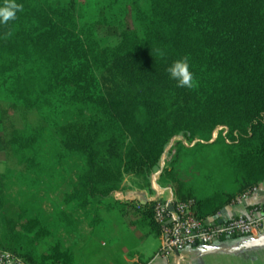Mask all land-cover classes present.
Segmentation results:
<instances>
[{"label": "trees", "instance_id": "obj_1", "mask_svg": "<svg viewBox=\"0 0 264 264\" xmlns=\"http://www.w3.org/2000/svg\"><path fill=\"white\" fill-rule=\"evenodd\" d=\"M16 3L22 11L0 23V125L7 157L22 172L36 173L45 138L60 160L80 155L64 201L84 208L118 191L126 175L149 180L170 142L183 137L202 143L179 154L216 148L232 172L229 189L200 197L175 171L177 160L164 169L177 198L195 201L197 218H215L264 182V0ZM104 28L118 34L116 44H103ZM184 56L193 88L178 87L166 71ZM219 129L227 133L213 141ZM4 178L0 249L28 264H71L59 242L40 252L52 226L9 199ZM10 204L17 218L6 212ZM153 207L140 206L158 229Z\"/></svg>", "mask_w": 264, "mask_h": 264}, {"label": "crops", "instance_id": "obj_2", "mask_svg": "<svg viewBox=\"0 0 264 264\" xmlns=\"http://www.w3.org/2000/svg\"><path fill=\"white\" fill-rule=\"evenodd\" d=\"M244 193L236 195L215 218L245 214L249 207L264 204V182L246 199L242 198ZM171 197L177 198L171 184L161 176L152 174L146 181L142 177L126 175L120 190L110 196L118 207L116 231L113 230L112 236H91L84 212L87 207L73 204L69 210L65 206L59 209L64 211L63 222L57 212L64 228L62 236L51 240L52 232L41 242L39 250L46 252L59 242L63 249L72 253L71 264H264V239L256 247H248L249 238L224 239L215 244L221 252L203 255L199 250L201 245H193L165 256L163 237L145 219L140 206ZM6 212L17 218L13 204L6 207Z\"/></svg>", "mask_w": 264, "mask_h": 264}, {"label": "rangeland", "instance_id": "obj_3", "mask_svg": "<svg viewBox=\"0 0 264 264\" xmlns=\"http://www.w3.org/2000/svg\"><path fill=\"white\" fill-rule=\"evenodd\" d=\"M99 35L105 45H114L118 41V34L107 28L102 29ZM221 130L214 134L213 141L221 132L226 135L227 131ZM200 142L202 143L198 139L189 141L183 137L173 139L166 149L160 169L154 174L161 176L164 169L172 168L174 160H177L174 165L175 171L183 181L195 189L198 196H209L217 190L229 189L232 172L219 156L216 148L205 147L196 153L194 150V154L192 152L186 155L183 151L179 154L182 146L192 150ZM40 151L42 153L38 157L39 167L36 168V173L22 172L18 161L7 157L0 125V174L5 176V190L8 198L17 203L26 204L31 210V216H39L42 221L52 226L53 235L50 239H58L64 231L58 220L62 214L59 209L65 206L66 210H69L74 204V202L65 203L64 199L76 185L83 160L78 154L60 160L58 151L50 147L46 138ZM110 196L93 199L84 211L87 214L86 225L89 227L91 236H112L113 230L116 231L118 207Z\"/></svg>", "mask_w": 264, "mask_h": 264}, {"label": "built area", "instance_id": "obj_4", "mask_svg": "<svg viewBox=\"0 0 264 264\" xmlns=\"http://www.w3.org/2000/svg\"><path fill=\"white\" fill-rule=\"evenodd\" d=\"M256 191L257 187H252L242 198L246 199ZM194 206V200L182 201L176 197L154 202L153 221L163 237L165 256L193 245L212 246L224 239H259L264 236V204L249 207L245 214L207 220L196 217ZM0 264L28 263L0 249Z\"/></svg>", "mask_w": 264, "mask_h": 264}, {"label": "clouds", "instance_id": "obj_5", "mask_svg": "<svg viewBox=\"0 0 264 264\" xmlns=\"http://www.w3.org/2000/svg\"><path fill=\"white\" fill-rule=\"evenodd\" d=\"M23 6L16 0H4L0 6V23L7 24L9 20L15 19L17 11H22ZM170 78L177 82L178 87H194L193 73L190 71L189 57L174 60L166 69Z\"/></svg>", "mask_w": 264, "mask_h": 264}, {"label": "water", "instance_id": "obj_6", "mask_svg": "<svg viewBox=\"0 0 264 264\" xmlns=\"http://www.w3.org/2000/svg\"><path fill=\"white\" fill-rule=\"evenodd\" d=\"M221 223V221H220ZM264 239V236L260 237L259 239H250L249 238V242L247 243L248 247H256L262 244ZM201 254L203 255H208V254H213V253H217V252H221L222 250L215 245L212 246H200L199 248Z\"/></svg>", "mask_w": 264, "mask_h": 264}]
</instances>
